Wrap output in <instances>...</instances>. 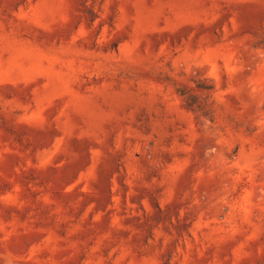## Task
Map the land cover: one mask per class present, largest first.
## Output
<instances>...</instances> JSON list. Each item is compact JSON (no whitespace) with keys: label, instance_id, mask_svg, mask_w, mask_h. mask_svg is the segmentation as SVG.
<instances>
[{"label":"rangeland","instance_id":"obj_1","mask_svg":"<svg viewBox=\"0 0 264 264\" xmlns=\"http://www.w3.org/2000/svg\"><path fill=\"white\" fill-rule=\"evenodd\" d=\"M0 264H264V0H0Z\"/></svg>","mask_w":264,"mask_h":264}]
</instances>
